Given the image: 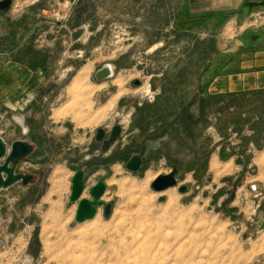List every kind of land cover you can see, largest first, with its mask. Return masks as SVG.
Here are the masks:
<instances>
[{"label":"rangeland","instance_id":"obj_1","mask_svg":"<svg viewBox=\"0 0 264 264\" xmlns=\"http://www.w3.org/2000/svg\"><path fill=\"white\" fill-rule=\"evenodd\" d=\"M180 3L0 0V138L33 147L14 165L27 185L0 192V264H264V92L208 93L215 44L183 33ZM229 26L228 42L264 31V10ZM72 166L84 199L105 179L82 224ZM174 169L177 186L156 192Z\"/></svg>","mask_w":264,"mask_h":264},{"label":"crops","instance_id":"obj_2","mask_svg":"<svg viewBox=\"0 0 264 264\" xmlns=\"http://www.w3.org/2000/svg\"><path fill=\"white\" fill-rule=\"evenodd\" d=\"M258 8L264 10V0H181L178 12L189 16L181 24L183 33L190 34L189 29L196 27L198 36L215 44L207 72L208 93L244 96L264 92V31H246L230 42L224 40L231 33L229 25L233 28ZM8 73L0 81H7ZM5 88L0 86L2 97L7 95Z\"/></svg>","mask_w":264,"mask_h":264},{"label":"water","instance_id":"obj_3","mask_svg":"<svg viewBox=\"0 0 264 264\" xmlns=\"http://www.w3.org/2000/svg\"><path fill=\"white\" fill-rule=\"evenodd\" d=\"M9 2L1 4V8H7ZM114 76V69L112 65H104L95 74V80L103 82L111 79ZM137 83V82H136ZM121 128L115 126L112 129V136L118 137L120 135ZM105 133L102 130L97 132V140L101 141ZM33 154V147L27 144L25 141H15L9 147L7 143L0 138V192L8 190L14 185L21 183L26 186L29 182V178L23 175H17L14 165L19 161H28L29 157ZM142 161L137 156H132L127 164V170L136 173L139 171ZM71 169L75 172L72 178V187L70 194V202L77 204L74 221L77 224L90 221L95 218L99 208L103 207L102 198L106 191L105 179L101 178L97 183L89 190L91 199L82 198L84 192V183L86 175L77 166H72ZM177 170H172L169 174L155 178L152 183V188L156 192H163L167 189L177 186L176 181ZM188 186H182L179 188L180 193L188 192ZM109 207L105 208V214H109Z\"/></svg>","mask_w":264,"mask_h":264},{"label":"bare ground","instance_id":"obj_4","mask_svg":"<svg viewBox=\"0 0 264 264\" xmlns=\"http://www.w3.org/2000/svg\"><path fill=\"white\" fill-rule=\"evenodd\" d=\"M82 77V76H81ZM81 78H78L77 79H74V81L72 82V85L70 86L71 87V93L73 94L74 96V99L76 98H79L81 96H83V89H82V84H81ZM118 98V95L117 96H114L112 98V100L110 101V104L114 103L115 100ZM68 115V114H67ZM215 161V160H214ZM213 165V163H212ZM155 180V179H154ZM147 182V181H146ZM142 188V187H141ZM140 189V187H139Z\"/></svg>","mask_w":264,"mask_h":264},{"label":"flooded vegetation","instance_id":"obj_5","mask_svg":"<svg viewBox=\"0 0 264 264\" xmlns=\"http://www.w3.org/2000/svg\"><path fill=\"white\" fill-rule=\"evenodd\" d=\"M135 85H136V86L140 85V82H137ZM20 123H21V122H20Z\"/></svg>","mask_w":264,"mask_h":264}]
</instances>
